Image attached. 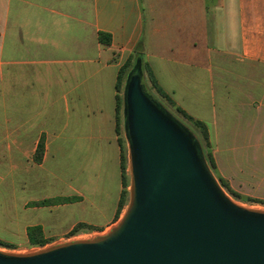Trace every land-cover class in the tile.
Here are the masks:
<instances>
[{
  "label": "crops",
  "instance_id": "0c3cea01",
  "mask_svg": "<svg viewBox=\"0 0 264 264\" xmlns=\"http://www.w3.org/2000/svg\"><path fill=\"white\" fill-rule=\"evenodd\" d=\"M135 52L209 137L230 135L237 157L253 151L244 135L251 101L264 109V0H0V152L12 195L0 240L29 243L38 226L63 240L79 224L96 234L119 221L117 79ZM60 199L73 200L34 205Z\"/></svg>",
  "mask_w": 264,
  "mask_h": 264
},
{
  "label": "water",
  "instance_id": "95a60500",
  "mask_svg": "<svg viewBox=\"0 0 264 264\" xmlns=\"http://www.w3.org/2000/svg\"><path fill=\"white\" fill-rule=\"evenodd\" d=\"M128 86L129 217L101 243L0 253V264H264V213L221 191L196 144L149 101L138 76Z\"/></svg>",
  "mask_w": 264,
  "mask_h": 264
},
{
  "label": "rangeland",
  "instance_id": "374dc122",
  "mask_svg": "<svg viewBox=\"0 0 264 264\" xmlns=\"http://www.w3.org/2000/svg\"><path fill=\"white\" fill-rule=\"evenodd\" d=\"M137 67L139 68V66H136L134 62L125 76V82L123 84L121 92V96L123 98L121 138L123 139L125 152L128 159L127 171L129 175L128 200L124 210L128 207L130 203L132 185V168L130 163L131 143L125 126L127 119L125 94L129 89L128 84L134 76L139 77L141 81L142 90L146 97L149 99V101L158 109H160L164 115L172 118L174 120L173 122L180 128V130L188 134L194 144H196L199 151H201L202 153L201 157H203L204 159L208 172L210 173L213 180L220 187L221 191L231 201L245 208L264 210V109L260 108V111L257 110L260 107L259 101H251L250 103V107L255 110V113L253 114L254 119L252 120L250 118L252 124V128H250V134L246 132L244 135L245 143H250L253 147V151H245L241 153L239 157H237V155H234L232 151V139L230 135L221 134L218 137L212 135L209 137V141H206L200 129L197 128L191 121L187 120L180 113H178L175 107L172 106L165 99H163L158 94V92L152 87V84L148 78V73L142 71L141 68V71H139L138 73L136 69ZM244 115L248 116V113L246 112ZM247 122V120L243 121L245 131L248 127ZM209 153L212 154L216 162V169H213L209 163ZM7 158V152H0V177H3L2 179H5L3 181L0 180V201L2 202V205L0 206H2L3 208H5V205H7L9 202H12V195L9 193L7 185H5L7 175ZM222 181H224L229 186L232 193H236V195L238 196H234L233 194H231V192L223 186ZM101 232L102 233L93 234L91 230L84 229L74 237H69L67 235V239L53 240V242L49 244V246L57 245L60 243H66L71 239L77 237L90 238L106 233V231ZM83 233L86 235H84ZM4 235V233H1L0 236ZM2 242L9 243L14 246V248H6L0 245V250H3L8 254H30L33 251H40L44 249V247L32 246L30 245V243L14 244L7 241Z\"/></svg>",
  "mask_w": 264,
  "mask_h": 264
},
{
  "label": "trees",
  "instance_id": "16d2710c",
  "mask_svg": "<svg viewBox=\"0 0 264 264\" xmlns=\"http://www.w3.org/2000/svg\"><path fill=\"white\" fill-rule=\"evenodd\" d=\"M100 41L103 44H110L111 42V37L110 35L107 34H100ZM135 62L136 66H139L142 71H145L148 73V78L152 84V87L158 92V94L165 99L167 102H169L172 106L175 107L176 111L178 113H180L184 118H186L187 120L191 121L197 128L200 129L201 133L203 134L204 138L206 141H209V131L207 126L199 121L194 119L193 117H191L187 112H185L183 109H181L180 107H177L174 103V101L167 95V93L159 86L155 75L153 73V71L150 69V67L148 65L145 64L143 56L138 53L135 52L132 55L129 56V58L127 59V61L124 63V65L120 68L119 70V74H118V79H117V113H116V132L118 134V136H120L119 138V143L121 146V172H122V184H123V190L121 193V197H120V201H119V205H118V209H117V213H116V217H115V222H117L127 204V200H128V188H129V175H128V171H127V155L125 152V147H124V143H123V139L121 138V121H122V105H123V98L121 96V92H122V87L123 84L125 82V76L128 73V71L130 70V68L132 67L133 63ZM45 154V142L44 140H41V142L38 145V148L34 154V161L36 163H41L43 161V157ZM208 160L209 163L211 165V167L213 169H216V162L212 156V154H208ZM222 184L224 187H226L231 194H233L234 196H238L236 195V193H232L231 189L229 188V186L222 181ZM73 199H60V200H46V201H42V202H38V203H34V205H38V206H43V205H47L50 203H56V202H66V201H71ZM84 229H89L91 231H94L96 229H94L93 227H89L86 224H79L77 225L69 234V237H74L76 236L79 232H81ZM28 236H29V243L32 246H38V247H45L49 244H51L53 242V239H48L45 238L44 233H43V229L42 227L38 226V227H32L28 229ZM0 245L6 248H14L13 245L9 244V243H5L0 241Z\"/></svg>",
  "mask_w": 264,
  "mask_h": 264
},
{
  "label": "bare ground",
  "instance_id": "6f19581e",
  "mask_svg": "<svg viewBox=\"0 0 264 264\" xmlns=\"http://www.w3.org/2000/svg\"><path fill=\"white\" fill-rule=\"evenodd\" d=\"M235 205L241 207V208H245L237 203H234ZM248 209V208H246ZM248 210H252L254 212H258V213H264V210H258V209H248ZM131 213V207L130 205L124 210V212L121 215V218L119 219V221L111 228H109L106 233H104L103 235H99V236H94V237H90V238H85V237H77L74 239H71L70 241L66 242V243H60L57 245H52L49 246L47 245L46 247H44L43 250L40 251H33L30 254L27 253H23V254H15V253H11L10 255H14V256H20V257H30V256H34V255H40V254H46L48 252L54 251L56 249L62 248L64 246H71V245H80V244H91V243H101L103 242V240H105L112 232L114 229L118 228L119 225L124 222L130 215ZM0 253L2 254H8L6 252H4L3 250H0Z\"/></svg>",
  "mask_w": 264,
  "mask_h": 264
}]
</instances>
